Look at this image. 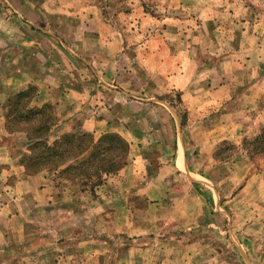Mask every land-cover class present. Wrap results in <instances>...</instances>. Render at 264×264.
<instances>
[{
  "label": "rangeland",
  "instance_id": "obj_1",
  "mask_svg": "<svg viewBox=\"0 0 264 264\" xmlns=\"http://www.w3.org/2000/svg\"><path fill=\"white\" fill-rule=\"evenodd\" d=\"M233 2L230 0L231 7ZM243 3L250 18L244 15L242 23L245 26L240 31L238 26L230 24V16L222 17V0H82L83 6L79 7L78 17L71 14L75 7L69 4V0H0V43L4 39L12 41V45L0 46V78L11 79V75L18 76L9 81L15 86L14 90L17 88L14 93L4 96L0 89V119L6 132L11 134L4 136L0 129V138L3 137L1 141L17 143L19 147L13 157L16 159L15 163L23 168L25 175H44V186L56 194L59 191L62 193L59 200L66 205L67 221L74 215L77 217L80 236H88L91 232L109 234L110 249H122L127 246L129 238L123 230L134 225L129 220H137L139 214L143 215L150 209L148 199L142 194L132 193L128 199L127 196L123 197L124 193H117L122 182H127L119 171L129 163L128 154L105 162H113L114 166L120 163L117 171L108 173L100 168L99 176L93 175L88 179L86 176L76 178L79 170L60 172L67 165L84 160L91 153V148L90 152L71 159L57 170L45 168L33 173L26 168V163L29 164L26 158L33 155L28 139L30 124L23 119L8 116L10 98L18 92L31 90L33 96L28 100V107L49 106V112L54 118L46 137L49 143L65 133L89 134L94 144L99 143L106 134L119 135L128 142L117 130L105 129L100 135H96L91 130L66 128L68 124L65 121L98 124L104 120L125 124V128L135 131L134 136L147 137L144 152L148 163L143 176L149 178L158 172L160 166L168 164L176 149V145L165 143V139L169 137L172 141L176 135L186 136L187 129L190 128L187 127L188 118L198 114L190 115L186 112L182 86L191 79L194 82L193 89L199 90L208 71L213 73L212 77L220 73L223 56L236 52L241 56L252 54L254 49L249 44L251 33L247 27L253 21L252 17L258 22L263 21L259 15H264V2L243 0ZM21 8L31 13L32 21L18 13ZM90 9L101 13L108 29L97 31L83 25V18L87 16L82 15L81 11L90 14ZM14 15L17 16L16 22L10 20ZM4 25L16 29L17 35L3 33ZM111 27L114 30L110 31ZM107 37H111L110 44H105ZM24 42L29 44H23ZM28 53L30 61L24 62ZM191 57L195 62L190 63ZM257 75L259 78L250 80L246 79L243 72L236 89L244 92L247 88L260 87L264 80V64L257 63ZM210 86L213 85L210 83ZM44 88L54 94V99L42 103L38 95ZM67 93L70 95L69 100L63 97ZM75 99L82 103V115L78 113V116L67 117L73 112V108L69 112L71 105L68 104L67 107L64 103L69 101L74 105ZM162 104L168 106L178 119L177 128L170 115L164 119ZM16 126L21 129L15 128ZM263 126L261 124L259 130L255 127L248 136H243L237 142L221 141L215 145L214 153L209 158L206 157L208 153L197 155V145L190 144L191 149L196 150V156L192 155L194 158L188 160V163L193 164L190 169L195 174L187 173V164L182 159L183 166H179L181 170L172 176L170 185L176 190L179 191L181 186L186 185L188 189V185L192 183L196 192L206 195L209 200L215 201L216 197L215 207L218 202L222 204L220 209L214 212L212 210L214 218L211 215L210 219L217 226L221 225V235L218 233L219 228L213 226L210 233H204L201 229L198 230L200 232L197 231L200 238H196L195 242H201L197 247L199 262L264 264V195L261 194L262 201L254 200L256 205L249 209L238 206L234 209L228 204L224 205V199L219 197L222 195V187L225 190L229 188L228 181L222 183V161L227 160L234 167L246 165L252 172L264 170V157L252 158L243 144L245 138H254ZM191 130L193 136H198L200 130L204 131L202 128ZM110 142L109 140L104 144L108 146ZM163 154L170 157L160 159ZM19 176H10L8 183L15 184ZM187 191L185 195H188ZM118 198H123L127 206H106V202ZM38 210L39 216L49 214L50 218L56 217L59 220L54 213L36 209ZM149 211L156 210L153 207ZM162 211L169 213L170 208ZM180 234L176 233L175 237ZM184 234V243L192 244V239H188L190 235L187 237L188 234L183 233L182 236ZM152 237L155 238L154 235ZM209 237L212 249L217 251L212 256V262L206 250L204 251ZM159 241L162 242V239Z\"/></svg>",
  "mask_w": 264,
  "mask_h": 264
},
{
  "label": "crops",
  "instance_id": "obj_2",
  "mask_svg": "<svg viewBox=\"0 0 264 264\" xmlns=\"http://www.w3.org/2000/svg\"><path fill=\"white\" fill-rule=\"evenodd\" d=\"M233 1V7H231L230 0H222V17L230 16V24L238 26L240 31H243L244 15L248 18L250 16L247 15V10L242 5L243 0ZM253 1L264 2V0ZM69 4L75 7L71 14L78 17L79 7L83 6L82 0H69ZM89 12L90 14H84L81 11L82 15L87 16L83 18V25L86 28L97 31L103 28L108 29L101 13L94 9H90ZM18 13L26 20L32 21L31 13L24 11V8H21ZM257 16L258 14L255 17ZM259 16L263 21L258 22L252 17L253 21L247 27L251 33L249 38L251 43L249 44L254 49L252 54L255 55L241 56L236 52L230 56H223L220 73L212 77L213 73L208 71L207 78L204 79L202 88L199 90L193 89L194 82L191 79H188L185 85H181L182 98L186 102V112L192 115L193 113L198 114L188 118L187 127L190 128L187 129L188 131L186 130V136L176 135L172 141L168 139L169 137L165 139L167 140L165 143L176 145L175 152L173 151L170 159L172 162L170 163L168 160V164L160 166L158 172L151 177L144 178L143 176L148 163L144 152V142H148L147 137L134 136L135 131L131 132L125 128L123 123L114 124L103 120L98 124L91 122L80 124L65 121L68 124L66 128L91 130L96 135H100L105 129L108 131L117 130L129 142V163L119 171L123 180L127 182H122L117 193H124L123 197L127 196L128 199L132 193L142 194L148 199L150 209L146 210L143 215L139 214L137 220L134 218H132L133 221L129 220L134 225L123 230L129 238L127 246L122 249H110L108 233V235H104L99 232H91L88 236H80L77 217L74 215L70 217L71 220L67 221L66 205L59 200L62 193L59 191L56 194L44 186V175L43 177L39 174L25 175L23 168L15 163L16 159L13 157L16 148L19 147L17 143L2 142L3 137L0 138V264H206L204 260L201 262L198 260L200 253L197 247L201 242H195L200 238L197 233L200 232L198 231L200 229L204 233H210L213 226L219 228L218 233L221 235V225L217 226L210 219L212 213L220 209L222 204L218 202V206L215 207L214 204L217 205L216 197L214 196L215 201L209 200L206 195L196 192L192 183L188 185V189L186 185L181 186L178 191L173 185H170V182L173 179L172 176L174 177V174L181 170L179 166H183L184 160L182 159H185V165L187 164V173L195 174L191 171L192 168L190 169V165L193 164L188 163V160H193L196 156V150L191 149L190 144L197 145V155L208 153L206 157L209 158L213 155L216 144L221 141L237 142L242 140L243 136L252 132L255 127L259 130V126L264 124V105L262 103L264 102V80L261 86L256 89L247 88L244 92L236 89L240 74L244 72L246 79L256 80L259 78L257 63L264 64V15ZM16 18L17 16L14 15L10 20L16 22ZM42 20L44 21V19ZM255 22L258 24H253ZM2 32L17 35V30L12 26L4 25ZM111 41V37H107L105 44H110ZM113 41L116 40L113 39ZM10 44L12 45V41L4 39L0 46ZM23 44L29 43L24 42ZM239 46L242 48L241 44ZM29 57L30 53L25 56L24 62L30 61ZM103 60L106 59L103 58ZM162 60L167 61L166 58H162ZM193 62L195 60L191 57L190 63ZM229 66L231 67L228 68ZM16 76L11 75V79L0 78V89L4 92V96L16 91L17 88L14 90L15 86L13 87L9 82L12 81V78L17 79L18 76ZM26 82H28L27 77ZM210 83L213 85L212 87ZM40 92L38 97L42 103L54 99V94L47 89L44 88V91L40 90ZM63 97L66 100L70 99L68 93ZM64 104L67 107L68 104L71 105L69 112L73 108V112L67 117L78 116V113L81 114L83 110L82 103L76 99L74 105L69 101H65ZM162 105L164 106L162 108L164 119L166 120L170 115L174 118L177 128L179 126L178 119L174 117L168 106ZM61 111L63 112V110ZM2 122L0 119V129L4 132V136H8L10 133L6 132ZM200 128L204 131L200 130L198 136L194 135V137L191 129ZM169 157L167 154H163L159 158L167 159ZM222 171L224 176L222 183L225 184L227 181L229 183L228 190L222 187V195H219L224 199V205L228 204L234 209L237 206L249 209L256 205L254 200L258 202L263 200L261 194L264 195V170L252 172L246 165L234 167L229 161L224 160L222 161ZM12 175H20L13 185L8 183V178ZM186 190H188V195L187 193L185 195ZM55 194L57 196H54ZM172 199L175 201H169ZM106 204L111 208L127 206L123 198L111 199ZM153 207L156 211H149ZM167 207L170 208V212H163L162 210ZM36 209L54 213L59 220L56 217L50 218L49 214L48 216H39L37 214H40V210L36 211ZM212 218H214L213 215ZM127 224L129 223L127 222ZM170 231L181 234L175 237L176 235L170 234ZM183 233L188 234L187 237L190 235L188 239H192L190 240L192 244L184 243L186 239L185 234L182 236ZM152 235H154V239ZM162 235L164 236L159 238ZM160 239L162 242L159 241ZM207 239L208 244L205 245L204 251L206 250V254L212 262V256L217 254V251L212 249L210 237ZM112 254L116 256H112Z\"/></svg>",
  "mask_w": 264,
  "mask_h": 264
},
{
  "label": "trees",
  "instance_id": "obj_3",
  "mask_svg": "<svg viewBox=\"0 0 264 264\" xmlns=\"http://www.w3.org/2000/svg\"><path fill=\"white\" fill-rule=\"evenodd\" d=\"M32 94L31 90L18 92L10 98V109L8 111V116H12L14 119H23L30 124L28 139L33 155L26 158L29 163H26V168L31 169L33 173L45 168L57 170L66 165L71 159L90 152L91 148L92 151L89 156L78 164L67 165L60 173L79 170L80 172L77 173L76 178L86 176L88 179L92 178L93 175L99 176L100 171L98 169L100 168L108 173L117 171V167L121 165L120 163L114 166L113 162H105L117 156L123 158L127 155L129 151L127 141L119 135L106 134L100 139L99 143L94 144L93 138L89 134L65 133L53 143H49L46 137L50 132L54 118L49 112L48 105L28 107V100H31ZM8 127L13 130L10 126ZM15 128L21 129L18 126ZM109 140L111 142L106 146L104 143ZM243 144L252 158L264 157V126L254 138H245ZM85 183L86 180L83 181V185Z\"/></svg>",
  "mask_w": 264,
  "mask_h": 264
}]
</instances>
